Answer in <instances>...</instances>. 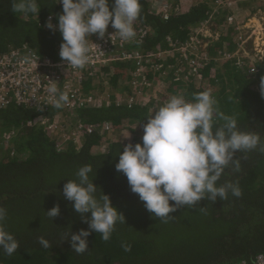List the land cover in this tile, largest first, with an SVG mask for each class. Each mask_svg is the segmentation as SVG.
Returning a JSON list of instances; mask_svg holds the SVG:
<instances>
[{
	"label": "trees",
	"instance_id": "1",
	"mask_svg": "<svg viewBox=\"0 0 264 264\" xmlns=\"http://www.w3.org/2000/svg\"><path fill=\"white\" fill-rule=\"evenodd\" d=\"M164 1L141 0V14L134 21V29L137 32L146 27L148 35L142 40L134 37L133 42L121 48L141 52L145 59L107 64L103 73L110 78L107 99L97 106L78 104L70 109L74 113V128L80 123L87 127L109 123L110 130H84L80 134L83 143L78 146L70 137L62 142L68 126L52 134L36 124L41 117L52 120L63 108L17 104L0 108V138L5 132H12V138L3 139L0 149V206L7 212L3 227L20 245L11 256L0 250V264H225L242 260L253 263L258 254L264 253V152L259 149L238 152L239 171L234 164L229 165L218 182H238L241 197L229 191L224 201L205 198L195 208H179L166 221L149 213L131 191L127 177L116 171L124 146L142 142L122 141L123 131L143 133L148 117L173 95L192 100L194 93L210 91L219 110L237 119L239 130L255 132L264 143V54L255 61L253 53L243 58L241 65L238 58H226V49L235 48L242 32L221 17L218 19L224 22L218 28L217 40L206 46L211 57L202 60L201 78L177 80L174 73L180 66L175 57L166 61L161 58L163 67H158L148 60V53L167 48L170 38L189 41L212 14L209 4L201 0L187 12H177L166 20L157 13ZM37 2L39 14H25L12 11V0H0V54L28 46L45 58L60 59L62 36L47 24L50 17L53 24H58L63 6L58 0ZM141 66L146 67L145 77L150 83L143 86V92L133 86V77ZM92 79L86 73L81 83L84 92L92 88ZM160 89L166 101L154 95ZM222 123L217 121L216 127ZM84 165L92 166L89 176L97 185L96 197L103 192L108 194L126 222L116 224L108 241L93 231L88 237L89 251L77 254L70 242H60L61 238L70 230L88 228V224L75 212L72 202L64 198L63 187L70 179H78L76 173ZM57 204L60 215L53 221L46 210ZM200 207L204 209L198 210ZM87 215L90 217L91 213ZM41 236L51 242V248L44 249L39 244ZM124 243L131 245V251L124 250Z\"/></svg>",
	"mask_w": 264,
	"mask_h": 264
},
{
	"label": "clouds",
	"instance_id": "2",
	"mask_svg": "<svg viewBox=\"0 0 264 264\" xmlns=\"http://www.w3.org/2000/svg\"><path fill=\"white\" fill-rule=\"evenodd\" d=\"M57 3L63 6L58 24H53L50 17L47 27L60 32L59 56L67 67H86L91 51L88 40L94 34L101 39L106 35L112 39L113 34L118 33L122 41L136 36L134 21L141 14V0H111V5L110 0H58ZM12 11L39 14L40 7L37 0H12ZM110 25L114 33H108ZM261 91L264 94V78ZM48 92L52 107L60 109L69 103L68 93L58 92L55 84ZM217 121L223 123L216 127ZM143 133L142 142L124 146L115 168L127 177L131 191L139 196L146 210L165 221L179 208H195L205 198L212 202L224 201L229 191L241 197L238 182H218L229 165L234 164L239 171L238 152L255 149L264 152L261 137L255 132L239 130L237 119L221 112L208 90L194 93L192 100L173 95L148 117ZM92 171L91 165L80 167L76 173L78 179H70L63 187L64 198L72 202L75 212L88 224V228L79 232L70 230L61 238L60 242L69 241L77 254L89 251L88 237L93 231L108 241L116 224L126 222L125 215L113 205L108 194L103 192L96 197L97 185L89 176ZM46 212L54 221L60 215L59 204ZM6 216V209L0 206V250L11 256L20 245L3 227ZM39 244L44 249L52 247L43 236ZM122 247L131 251L130 244L124 243Z\"/></svg>",
	"mask_w": 264,
	"mask_h": 264
},
{
	"label": "built area",
	"instance_id": "3",
	"mask_svg": "<svg viewBox=\"0 0 264 264\" xmlns=\"http://www.w3.org/2000/svg\"><path fill=\"white\" fill-rule=\"evenodd\" d=\"M166 1L161 3L157 13H159L164 19H170L171 16L176 15L177 12L182 13L181 8L175 7L173 4ZM211 15V21L223 10L225 5L224 0H212L208 2ZM184 13V12H183ZM233 14L226 15V20L232 26L238 29L244 28V24L241 23ZM210 20V19H209ZM207 20L205 24H208ZM243 26V27H240ZM202 27V26H201ZM199 27L196 30V35L186 42L169 39V46L164 49H158L148 53L149 61L158 67H163L164 60L175 57L179 67L175 71L177 80L188 79L191 76L201 78V65L202 60L210 59L209 51L206 46L209 44L207 39L209 38L208 33H203V27ZM113 28H108V33H114ZM148 35V29L142 27L136 32L135 39L142 40ZM202 35V36H201ZM243 33L238 37L240 42L244 39ZM206 40V41H205ZM130 43L134 39L129 40ZM129 41H122L118 33H114L112 39L106 35L105 38L101 39L96 36L94 39L88 42L91 49L90 61L83 69H73L71 66L67 67V63L60 59L45 58L37 54L33 49L28 46H23L20 49H13L6 53L0 54V108H6L10 104H17L23 106H35L40 105L48 106L53 104V100L50 97L48 89L53 84L56 85L58 92H67L69 95V103L65 104L62 108L69 110L75 108L78 104L91 105V101L98 102L97 105L104 100H98L91 91L84 92L81 88L83 78L87 75L91 77L98 76L100 72L102 75L103 69L101 67L107 66L111 62L115 61H128L137 60L141 62L145 59V56L136 50L132 51H119ZM244 42V41H243ZM203 45V46H202ZM257 51V50H255ZM259 52L255 53L258 55ZM225 57L228 59L235 57L228 51H225ZM248 57V55L246 56ZM244 57V58H246ZM161 58H164L161 59ZM242 59V57H240ZM155 61L161 62L157 64ZM241 65V60H237ZM244 62V61H242ZM182 66V67H181ZM171 67V66H170ZM253 68L249 67V71L252 72ZM146 67L141 66L137 70V74L133 77L134 86H147L150 85L147 78L145 77ZM94 105V106H97ZM41 117L37 120L41 125L46 127L52 134H58V130L65 128L62 124L63 121L55 119ZM36 123V124H37ZM32 124V122H29ZM111 126L109 123H104L100 126H85L80 123L74 128V135L80 134L84 131H99L104 133L105 130H110ZM68 133V132H67ZM68 135V134H67ZM82 136V135H81ZM12 138V132H5L3 139L9 141ZM68 136L62 141L65 142ZM72 138V137H71ZM225 264H264V253H260L255 257L253 263L247 260L239 262H229Z\"/></svg>",
	"mask_w": 264,
	"mask_h": 264
},
{
	"label": "rangeland",
	"instance_id": "4",
	"mask_svg": "<svg viewBox=\"0 0 264 264\" xmlns=\"http://www.w3.org/2000/svg\"><path fill=\"white\" fill-rule=\"evenodd\" d=\"M197 1H201V0H167V2L170 3L169 5L173 4L175 6L173 8H177L178 6V8H181L183 12L186 9H190V7L193 6L194 4H197ZM203 1L208 3L212 0H203ZM224 1H225V5H223V10H221L220 13L218 14L220 16L218 17L217 15V17L214 19V22H210L211 21V18H210L208 24H205V27H203L204 24L202 25L203 27L202 32L209 34L208 35L209 38L207 39V41L209 43H212L218 38V32H219L218 28L224 22V21L221 22L218 18L225 17L226 19V15L233 14L236 17L240 18L238 20L244 24L243 25L244 28L239 29L243 33L242 36L244 39L240 42L238 38V42L236 44L233 41L235 44V48L232 50L231 49H226V50H228V52L231 53L232 55H235V57L232 56L233 58L240 59L241 63L244 57H246L247 55L251 56L253 55V53L255 57V53L257 52L259 53L258 55H256L255 61L260 60L262 55L264 54V0H224ZM224 10H226L227 14L225 13ZM243 26H240V27H243ZM95 37H96L95 34L92 35L89 38L88 42L91 41V39H94ZM226 47L230 48L229 46H226ZM121 50L122 49H119V51ZM240 57H242V59ZM101 68L103 69L102 75L99 72L98 76L93 77L92 88L90 89L91 93L95 97H97L98 100L107 99L108 97L107 88L109 87L108 83L110 80L108 74L106 73L103 74L106 71L105 68L103 67ZM156 85L160 88V86L157 83ZM138 91L143 92V85L138 86ZM158 91L159 90H156L154 92V95L159 96L162 93L163 89H160L159 92ZM212 91H215V89H212ZM158 98H159L158 100L166 101V100H163L162 95H160ZM91 103H93L91 104V106L98 104V102L95 103L93 101H91ZM71 112L72 111H70V109L69 110L63 109L56 113L55 119L63 121L62 124L66 125V127L68 126V129H67L68 131L66 130L68 132L67 136L70 138L72 137V139L76 141V145L80 146L83 143L84 137L79 136L77 132L74 135V126H75L74 121H73L74 113H71ZM37 124L41 125L39 122ZM143 134L144 133H141L140 130L132 131V132L124 130L123 133L121 134L120 139L124 142L130 141L133 139L142 140ZM3 145H4V140L0 138V149H1V146ZM102 149L103 148H101L100 150Z\"/></svg>",
	"mask_w": 264,
	"mask_h": 264
},
{
	"label": "crops",
	"instance_id": "5",
	"mask_svg": "<svg viewBox=\"0 0 264 264\" xmlns=\"http://www.w3.org/2000/svg\"><path fill=\"white\" fill-rule=\"evenodd\" d=\"M188 11V9H186L184 12H187ZM228 11V10H227ZM229 12V11H228Z\"/></svg>",
	"mask_w": 264,
	"mask_h": 264
}]
</instances>
